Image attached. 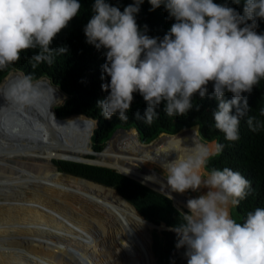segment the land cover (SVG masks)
Wrapping results in <instances>:
<instances>
[{
    "label": "clouds",
    "instance_id": "1",
    "mask_svg": "<svg viewBox=\"0 0 264 264\" xmlns=\"http://www.w3.org/2000/svg\"><path fill=\"white\" fill-rule=\"evenodd\" d=\"M143 3L134 0L121 11L106 0H94L91 7L83 32L87 44L104 50L101 80L110 78L101 85L107 96L97 101L99 114L104 120L117 116L126 122L134 94H139L146 104L143 120L151 123L162 104L166 116L183 117L193 109L194 97L214 99V127L225 140L237 141L248 109L243 94L264 80V34L257 33L258 21H264V0H243V14L228 0H148L150 11L163 6L175 20L162 39L148 36L147 26L139 28L135 17ZM81 7L79 0H0V70L33 49V61L51 66L68 52L67 46L52 48L53 40ZM32 82L31 75L23 76L3 97L21 108L35 105L42 93ZM226 93L231 99H225ZM260 114L264 116V109ZM246 123L252 131L264 127L255 117ZM223 148L217 144L211 153L195 145L190 154L167 163L166 182L172 192L201 193L187 200L183 223L170 229L177 238L175 247L185 249L187 264H264V208L248 212L243 222L229 212L247 197L250 182L228 167L202 174L210 156Z\"/></svg>",
    "mask_w": 264,
    "mask_h": 264
},
{
    "label": "bare ground",
    "instance_id": "2",
    "mask_svg": "<svg viewBox=\"0 0 264 264\" xmlns=\"http://www.w3.org/2000/svg\"><path fill=\"white\" fill-rule=\"evenodd\" d=\"M22 77L11 71L0 84V264H131L132 232L126 222L137 220L102 199L52 186L58 173L54 160L122 171L187 211V192H172L166 178L140 167L167 175V163L177 155L190 154L195 145L209 149V142L200 139L197 125L147 145L133 128L116 132L97 159H89L95 152L90 143L95 121L57 116L55 108L66 96L46 77L32 82L42 93L35 105L21 108L8 102L3 93Z\"/></svg>",
    "mask_w": 264,
    "mask_h": 264
},
{
    "label": "trees",
    "instance_id": "3",
    "mask_svg": "<svg viewBox=\"0 0 264 264\" xmlns=\"http://www.w3.org/2000/svg\"><path fill=\"white\" fill-rule=\"evenodd\" d=\"M79 2L82 6L79 15L73 18L68 27L55 37L51 45L54 49L67 46L68 52L57 56L51 66L46 62L36 63L31 59L37 53L35 49L21 53V59L18 62L0 70V82L11 70L21 72L23 76L31 75L32 81L47 77L52 85L59 87L68 96L63 105L55 108L57 116L65 118L72 115H84L97 121V128L93 131L90 140L96 152L104 150L105 143L111 139V135L117 129L134 128L139 141L147 144L162 133L174 135L181 129H189L197 125L202 141L209 143L215 141L216 145H224L219 155L210 156L205 171L208 172L213 168L222 170L228 167L239 171L250 182L249 194L238 206L234 207L237 222H243L248 212L256 208H264V127L258 131H252L246 123L249 117H255L264 124V116L260 114L261 109H264V80H261L251 93L243 94L247 99L248 109L240 120L239 139L235 142L225 140L223 133L214 127L212 114L217 108L216 101L208 98L201 100L198 96L193 98V109L185 116H166L162 104L157 109L159 117L154 118L151 123H145L143 116L146 104L139 94H134L131 109L127 113L128 121H120L117 116H113L111 120H104L97 108V101L107 96L101 85L110 80V78H106V81L101 80L102 65L105 63L104 50L97 51L87 44L83 32L91 17L94 0H79ZM106 2L123 11L134 0H106ZM224 2L225 0H214V3ZM228 2L229 6L243 14V0L240 4L231 3V0ZM150 8L148 0H144L135 17L137 24L141 31H144L147 26L148 36L162 39L175 20L169 18L163 6L155 11H150ZM257 33L264 34V21H258ZM33 64L36 66L33 67ZM208 90L211 95V84L208 85ZM225 99H231V94L226 93ZM197 107L199 110L196 109ZM137 113L140 119H137ZM214 145L210 144L212 150H214ZM57 162H60L61 167L53 181L54 187L102 199L116 210L137 220L126 222L132 232L130 239L132 256L134 260L139 257L143 258L139 259L137 264H187L185 249L175 247L177 238L170 230H153L151 247L150 231L154 227L163 223L168 228H172L177 223H183L182 214L172 205L173 201L170 198L110 168L64 160ZM132 206L153 226L147 225Z\"/></svg>",
    "mask_w": 264,
    "mask_h": 264
},
{
    "label": "rangeland",
    "instance_id": "4",
    "mask_svg": "<svg viewBox=\"0 0 264 264\" xmlns=\"http://www.w3.org/2000/svg\"><path fill=\"white\" fill-rule=\"evenodd\" d=\"M11 71H15V70H11ZM10 71V72H11ZM60 106V105H59ZM182 130V129H181ZM180 131V130H179ZM178 131V132H179ZM118 132V131H117ZM177 132V133H178ZM116 133V131L113 133V135ZM159 137H157L156 139H154L153 141H151V142H149V143H147V144H150V143H152V142H154V141H156L157 139H158ZM206 143V142H205ZM211 143H213V145H214V142H211ZM211 143H206L207 145H208V147H209V149H210V152L211 153H213V152H215V147H214V150H212L211 149V147H210V144ZM106 144V143H105ZM104 144V145H105ZM147 144H145V145H147ZM215 146V145H214ZM54 165L56 166V168H60L61 167V165H60V162H57V160H54ZM97 167V166H96ZM140 170H142V171H149L150 172V170H151V172H153V173H155L156 175H158V176H162L163 178H166V174L164 173V172H162L161 170H158V169H155V168H152V167H150V166H148V165H144V166H141L140 167ZM112 171H114V170H112ZM115 172V171H114ZM205 175V174H204ZM55 177H56V173H55V176L52 178V180H51V183L53 184V181H54V179H55ZM87 180V179H86ZM53 186V185H52ZM111 188V187H110ZM113 189V188H112ZM115 190V189H114ZM153 191H156V190H154V189H152ZM157 192V191H156ZM159 193V192H158ZM201 193H194V192H191V191H189V192H187V195L190 197V198H194V197H196V196H198V195H200ZM175 200V199H174ZM185 212L186 213H188V210L186 211L185 210ZM229 212H230V215L232 216V218H234V219H236L237 220V215H236V213H235V209H234V207H229ZM153 230H155V229H152L151 231H150V234H152V231ZM158 231V230H157ZM161 231V230H160ZM136 244V243H135ZM135 246V245H134ZM83 251V253H85V250L83 249L82 250ZM82 253V254H83ZM145 256V255H144ZM82 256H80V258H81ZM146 257V256H145ZM67 258V257H66ZM138 259H143L142 257H139V258H136L135 260H134V262H132L131 264H137L138 263Z\"/></svg>",
    "mask_w": 264,
    "mask_h": 264
},
{
    "label": "water",
    "instance_id": "5",
    "mask_svg": "<svg viewBox=\"0 0 264 264\" xmlns=\"http://www.w3.org/2000/svg\"><path fill=\"white\" fill-rule=\"evenodd\" d=\"M22 75H23V73H22ZM43 78V77H42ZM42 78H40V79H42ZM47 78V77H46ZM4 79V78H3ZM2 79V80H3ZM48 79V78H47ZM39 80V79H38ZM49 80V79H48ZM37 81V80H36ZM2 82V81H1ZM0 82V83H1ZM34 82V81H33ZM57 87V86H56ZM58 89H59V87H57ZM60 90V89H59ZM61 91V90H60ZM62 92V91H61ZM63 93V92H62ZM65 95V94H64ZM66 97H65V100L68 98V96L67 95H65ZM65 100H64V102H65ZM64 102H63V104H64ZM62 104V105H63ZM84 116V115H83ZM84 117H86V116H84ZM88 118V117H87ZM90 119H92V118H90ZM94 120V119H93ZM95 121V129L97 128V121L96 120H94ZM198 127V129H199V126H197ZM117 131H125V130H123V129H117L116 130V132ZM137 132V131H136ZM92 135H93V133H92ZM161 135H168V134H165V133H162V134H160L159 136H161ZM113 136V134L111 135V137ZM158 136V137H159ZM110 137V138H111ZM109 138V139H110ZM109 140H107V142H108ZM106 142V143H107ZM97 154H99V152H94L92 155H88V157L87 158H89V159H97V157H98V155ZM81 164V163H80ZM88 165V164H87ZM91 166H97V167H101V168H105V167H102V166H98V165H93V164H90ZM115 171V170H114ZM115 172H117V171H115ZM117 173H119V174H121V175H123V176H126V177H128V178H130V179H133V178H131V177H129V176H127V175H125V174H122V173H120V172H117ZM133 180H135V179H133ZM136 181V180H135ZM145 186H147V185H145ZM147 187H149V186H147ZM150 189H153V188H151V187H149ZM115 192H117L116 190H114ZM172 205L175 207V205L172 203ZM133 207V206H132ZM134 208V207H133ZM180 213H184V214H187L184 210H182V209H178L177 207H175ZM135 209V208H134ZM135 211H136V209H135ZM138 213V212H137ZM140 215V214H139ZM141 216V215H140ZM161 225V224H160ZM160 225L158 226V227H154V229H156V230H158V231H160V230H170L171 228H168L165 224H163L162 223V226L160 227ZM163 227V228H162ZM150 239H151V247H152V235L150 234ZM152 249V248H151ZM153 252V251H152ZM153 255H154V253H153ZM155 256V255H154ZM156 259V258H155Z\"/></svg>",
    "mask_w": 264,
    "mask_h": 264
},
{
    "label": "crops",
    "instance_id": "6",
    "mask_svg": "<svg viewBox=\"0 0 264 264\" xmlns=\"http://www.w3.org/2000/svg\"><path fill=\"white\" fill-rule=\"evenodd\" d=\"M214 144H215V141H214Z\"/></svg>",
    "mask_w": 264,
    "mask_h": 264
}]
</instances>
